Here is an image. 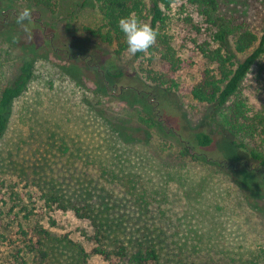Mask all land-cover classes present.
<instances>
[{
    "label": "rangeland",
    "instance_id": "374dc122",
    "mask_svg": "<svg viewBox=\"0 0 264 264\" xmlns=\"http://www.w3.org/2000/svg\"><path fill=\"white\" fill-rule=\"evenodd\" d=\"M261 2L220 0L223 13L238 21L252 16ZM180 4L173 5L174 16L190 13L196 21L192 8L179 9ZM25 7L32 12L29 32L15 22ZM178 23L171 30V45L183 60L175 73L179 89L167 92L142 71L163 69L159 60L140 62L128 53L118 58L112 46L91 35V29L102 27V16L87 0H55L51 9L24 3L0 9V87L25 58L33 65V78L13 103L9 127L0 139L1 208L11 243L19 244L20 226L31 236L35 227H43L61 237L54 241V264H83L68 239L90 252L93 243L87 237L93 227L72 210H50L40 196L48 191L90 204L94 216L108 223L110 243L158 241L165 229L156 208L141 211L126 189L101 174L100 164L115 162L136 175L131 176L140 188L160 185L169 199L165 213L195 228L211 254L194 264H246L251 249H264V211L256 209V203L264 208V189L254 201L240 199L233 190L227 173L238 179L242 165L252 163L232 144L230 110L199 103L186 93L205 63L191 42L199 35L191 25ZM107 68L116 75H105ZM143 84L150 93L137 96L135 89ZM198 132L211 137L210 145L197 150L198 160L182 156L184 141ZM62 142L68 149L79 142L81 155L64 151ZM220 176L225 186L216 184ZM9 252L10 245L0 243V264ZM188 262L193 259L184 264ZM86 264L109 263L90 253Z\"/></svg>",
    "mask_w": 264,
    "mask_h": 264
},
{
    "label": "trees",
    "instance_id": "16d2710c",
    "mask_svg": "<svg viewBox=\"0 0 264 264\" xmlns=\"http://www.w3.org/2000/svg\"><path fill=\"white\" fill-rule=\"evenodd\" d=\"M87 1L102 16V27L91 29V35L112 46L118 58L127 53L124 35L117 26L121 18L136 16L142 23L150 25L158 32L156 43L147 52L138 53L133 58L140 62L146 60L150 64L154 59L160 61L163 67L161 70L142 69L159 91L175 92L179 89L175 73L181 69L183 60L176 56L171 45L173 26H178L179 21L193 27L199 35L191 38L193 50L203 59L205 67L200 78L187 87L186 93L199 103L217 108L227 107L230 110L227 124L233 136L232 144L252 164L242 165V176L238 179H232L234 172L227 173L230 179L225 175L233 183V190L240 199L256 200L264 189V0L258 11L241 21L225 15L220 0ZM178 1H181L179 9H185V6L192 8L197 16L196 21L190 13L174 16L172 7ZM20 3L29 7L51 9L55 0H0V9L8 6L13 8L14 4ZM103 73L108 76L116 75L108 68ZM32 78L33 65L28 57L0 87V139L9 127L13 103L23 95ZM105 82L106 80L104 84ZM144 84L142 88L135 89L137 96L150 93ZM211 141L207 133H194L190 139L184 141L180 154L198 160L200 157L197 150L210 145ZM78 144L79 142H73L72 149H68L62 142L60 147L78 156L81 155ZM99 170L109 182L126 189L132 202L141 211L148 212L154 206L158 218L164 221L165 233L158 237V241L147 239L149 241L134 246L122 242L110 243L107 239L108 223L94 216L90 204L68 201L65 195L55 191L44 192L40 196L50 210H72L76 217L90 221L93 227V233L87 237L93 243L90 252L68 239L81 253L83 264H86L90 253L103 257L109 264H184L185 260L190 259L193 262L188 264H194L201 256L211 254L209 248H203L202 238L197 235L195 228L185 225L186 220L182 217L165 213L164 205H168L169 199L160 185L142 184L143 188H140L133 177L136 175L123 171L115 162L100 164ZM215 174L219 176L218 172ZM245 175L248 178L252 176V179L245 180ZM259 179L263 184L258 183ZM178 180L183 186L185 180L181 177ZM224 182L220 176L216 184L224 185ZM226 193L231 196L228 184ZM1 194L0 192V243L6 242L10 245V252L3 264H54V241H59L61 237L53 235L43 227H35L31 236L27 229L19 225L20 242L11 243L4 231L1 208L4 198ZM256 207L264 211L257 203ZM62 238L65 239L66 236ZM248 255L246 264H264L263 248L251 249ZM75 264H79V261Z\"/></svg>",
    "mask_w": 264,
    "mask_h": 264
},
{
    "label": "clouds",
    "instance_id": "9594fccd",
    "mask_svg": "<svg viewBox=\"0 0 264 264\" xmlns=\"http://www.w3.org/2000/svg\"><path fill=\"white\" fill-rule=\"evenodd\" d=\"M32 12L25 7L16 16V23L29 32ZM118 28L124 35L126 51L131 56L147 52L158 38V32L148 24L142 23L136 16H128L118 21Z\"/></svg>",
    "mask_w": 264,
    "mask_h": 264
}]
</instances>
